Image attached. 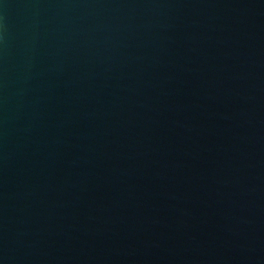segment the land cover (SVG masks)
<instances>
[{
    "label": "water",
    "instance_id": "1",
    "mask_svg": "<svg viewBox=\"0 0 264 264\" xmlns=\"http://www.w3.org/2000/svg\"><path fill=\"white\" fill-rule=\"evenodd\" d=\"M0 264H264V0H0Z\"/></svg>",
    "mask_w": 264,
    "mask_h": 264
}]
</instances>
